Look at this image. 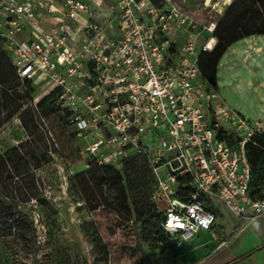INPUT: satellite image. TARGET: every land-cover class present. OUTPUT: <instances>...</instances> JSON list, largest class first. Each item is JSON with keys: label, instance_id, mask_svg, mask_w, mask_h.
<instances>
[{"label": "built area", "instance_id": "built-area-1", "mask_svg": "<svg viewBox=\"0 0 264 264\" xmlns=\"http://www.w3.org/2000/svg\"><path fill=\"white\" fill-rule=\"evenodd\" d=\"M195 15L176 0H0L14 89H32L37 110L53 95L87 160L145 159L165 247L211 229L215 202L245 222L264 213V120L238 113L201 73L216 22Z\"/></svg>", "mask_w": 264, "mask_h": 264}, {"label": "rangeland", "instance_id": "rangeland-1", "mask_svg": "<svg viewBox=\"0 0 264 264\" xmlns=\"http://www.w3.org/2000/svg\"><path fill=\"white\" fill-rule=\"evenodd\" d=\"M176 1L207 23L217 22L234 0ZM262 10L264 4L255 6L253 15L261 16ZM262 19L251 21L250 29ZM15 83L0 51V264H163L168 259L179 264L183 257L174 249L179 246L138 243V225L117 182L102 179L99 170L87 172L84 142L61 118L64 112L37 110L29 97H11ZM159 173L163 176L164 169ZM13 204L32 219L35 246ZM215 206L218 222L222 211ZM229 215L238 224L245 220Z\"/></svg>", "mask_w": 264, "mask_h": 264}, {"label": "crops", "instance_id": "crops-1", "mask_svg": "<svg viewBox=\"0 0 264 264\" xmlns=\"http://www.w3.org/2000/svg\"><path fill=\"white\" fill-rule=\"evenodd\" d=\"M215 85L238 113L264 120V35L244 37L226 48L216 65ZM220 205V224L214 214L211 229L174 248L183 257L179 264H264V213L238 224ZM169 260L163 264H175Z\"/></svg>", "mask_w": 264, "mask_h": 264}, {"label": "trees", "instance_id": "trees-1", "mask_svg": "<svg viewBox=\"0 0 264 264\" xmlns=\"http://www.w3.org/2000/svg\"><path fill=\"white\" fill-rule=\"evenodd\" d=\"M151 1L158 3L161 0ZM259 4H264V0H234L228 5L223 16L216 22V44L210 52H205L200 55L199 63L201 73L211 82L215 83L217 62L228 46L250 35H264V19H262L259 27L250 29L252 25L251 21L264 16V10L261 11V16L256 17L253 15L255 12L254 7ZM235 28L238 29V34L234 32ZM1 53L3 52L1 51ZM32 92L33 90L30 89L26 94H21L14 89L9 94L15 98H31ZM53 100V95L48 96L38 104V109L42 110L44 107H53L51 105ZM55 110L57 111L58 109ZM61 118L66 121L67 113L65 112ZM88 165L90 169L87 172L96 169L99 170L102 179L108 178L109 180L111 179L117 182L118 191L122 196L123 203L133 217L134 225H138V243L151 241L152 244L158 243L162 245L163 241L167 239V235L161 227L162 214L156 210L155 205L150 199V193L153 187V176L145 159L140 156L131 157L123 161L122 169L100 166L94 160H88ZM259 171L260 168L255 173L254 183L258 178ZM129 198L132 201L130 204ZM15 206L14 204L12 205L13 210L17 212L21 223L30 234L33 246H35L36 236L33 221L27 214L17 210ZM152 217L155 221H152ZM141 250L143 251L142 248Z\"/></svg>", "mask_w": 264, "mask_h": 264}, {"label": "clouds", "instance_id": "clouds-1", "mask_svg": "<svg viewBox=\"0 0 264 264\" xmlns=\"http://www.w3.org/2000/svg\"><path fill=\"white\" fill-rule=\"evenodd\" d=\"M203 223H204V226L206 227L210 223V220H205Z\"/></svg>", "mask_w": 264, "mask_h": 264}, {"label": "bare ground", "instance_id": "bare-ground-1", "mask_svg": "<svg viewBox=\"0 0 264 264\" xmlns=\"http://www.w3.org/2000/svg\"><path fill=\"white\" fill-rule=\"evenodd\" d=\"M210 0H207V2H209ZM228 3V2H227Z\"/></svg>", "mask_w": 264, "mask_h": 264}, {"label": "flooded vegetation", "instance_id": "flooded-vegetation-1", "mask_svg": "<svg viewBox=\"0 0 264 264\" xmlns=\"http://www.w3.org/2000/svg\"><path fill=\"white\" fill-rule=\"evenodd\" d=\"M211 1V0H210ZM210 3V2H209ZM206 6V5H205Z\"/></svg>", "mask_w": 264, "mask_h": 264}, {"label": "water", "instance_id": "water-1", "mask_svg": "<svg viewBox=\"0 0 264 264\" xmlns=\"http://www.w3.org/2000/svg\"><path fill=\"white\" fill-rule=\"evenodd\" d=\"M206 2H207V0H206Z\"/></svg>", "mask_w": 264, "mask_h": 264}]
</instances>
